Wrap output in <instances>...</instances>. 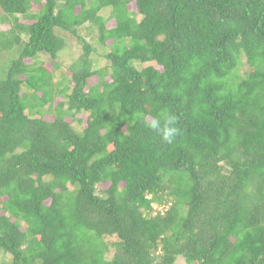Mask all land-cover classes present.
Instances as JSON below:
<instances>
[{
    "label": "trees",
    "instance_id": "obj_1",
    "mask_svg": "<svg viewBox=\"0 0 264 264\" xmlns=\"http://www.w3.org/2000/svg\"><path fill=\"white\" fill-rule=\"evenodd\" d=\"M0 26V264H264V0H0Z\"/></svg>",
    "mask_w": 264,
    "mask_h": 264
},
{
    "label": "rangeland",
    "instance_id": "obj_2",
    "mask_svg": "<svg viewBox=\"0 0 264 264\" xmlns=\"http://www.w3.org/2000/svg\"><path fill=\"white\" fill-rule=\"evenodd\" d=\"M130 10H135V7L133 4L129 5ZM114 23L113 21H110L107 23V27H113ZM1 29V26H0ZM92 29V30H91ZM80 35H82L84 37V39L93 47L96 49V52H93L90 55L91 61H92V65L94 67H101L104 64V61L102 59V53L103 50L100 48V46L96 43V38L95 36L97 35L96 30L89 27L88 24H85L84 26H82L80 29ZM63 35V34H62ZM63 38L65 40V47L64 49L57 55V59L56 62L62 67L61 71L66 72L68 66L74 62L78 56L81 54V47L76 43L74 38H70L67 35H63ZM46 59V58H45ZM45 65L47 67H51V64L49 61L45 60ZM246 67L242 68V72L245 71ZM68 74V73H67ZM96 82L95 78H91L89 80V84H93ZM45 120H49L51 121L52 118L50 116H44ZM101 188H104L101 186ZM156 208V207H154ZM107 243L110 245L112 244V242L110 240H107ZM112 255H114V250L110 247L107 251H106V258H110L112 257ZM175 264H185L184 260L182 258H178V260L175 262Z\"/></svg>",
    "mask_w": 264,
    "mask_h": 264
},
{
    "label": "clouds",
    "instance_id": "obj_3",
    "mask_svg": "<svg viewBox=\"0 0 264 264\" xmlns=\"http://www.w3.org/2000/svg\"><path fill=\"white\" fill-rule=\"evenodd\" d=\"M174 123V117H169V124ZM151 127L153 129H157L159 127V122H154ZM178 129L174 128V127H169L167 129V131L164 134V139L168 142L171 143L172 139L174 138V136L177 134Z\"/></svg>",
    "mask_w": 264,
    "mask_h": 264
}]
</instances>
